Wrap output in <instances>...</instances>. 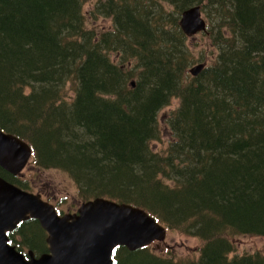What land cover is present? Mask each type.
I'll use <instances>...</instances> for the list:
<instances>
[{"label": "trees", "instance_id": "16d2710c", "mask_svg": "<svg viewBox=\"0 0 264 264\" xmlns=\"http://www.w3.org/2000/svg\"><path fill=\"white\" fill-rule=\"evenodd\" d=\"M88 2L0 0V128L30 143L37 166L66 170L82 201L141 207L200 241L182 260L121 246L115 264H264L232 256L235 238L264 237V0H96L86 13ZM194 5L215 18L217 48L195 77L179 24ZM173 98L171 139L156 149ZM32 223L16 229L24 243Z\"/></svg>", "mask_w": 264, "mask_h": 264}, {"label": "water", "instance_id": "95a60500", "mask_svg": "<svg viewBox=\"0 0 264 264\" xmlns=\"http://www.w3.org/2000/svg\"><path fill=\"white\" fill-rule=\"evenodd\" d=\"M180 27L188 36L207 31L200 5L181 14ZM205 67L190 68L195 77ZM33 156L31 145L0 128V167L20 175ZM30 218L37 219L48 232L49 251L39 256L24 254L10 245L7 232ZM167 228L141 207L97 197L83 202L78 210L58 214L40 194L29 192L0 176V264H114V251L125 246L130 251L166 239Z\"/></svg>", "mask_w": 264, "mask_h": 264}, {"label": "rangeland", "instance_id": "374dc122", "mask_svg": "<svg viewBox=\"0 0 264 264\" xmlns=\"http://www.w3.org/2000/svg\"><path fill=\"white\" fill-rule=\"evenodd\" d=\"M96 0H89L86 3L84 11L87 13L92 11ZM203 16L208 22V29L206 32H200L194 36L187 37V45L194 54L195 63L189 67L199 64H209L217 55V48L213 46L209 39L210 25L214 21V17L207 15L202 11ZM88 24L92 27H102L106 25L110 27V20L99 17L92 19L87 15ZM189 74L192 76L190 71ZM70 92V91H69ZM72 96V95H71ZM179 99L173 98L169 106L162 109L159 113L161 139L154 142L156 149H162L171 139V133L168 129L167 120L170 115L178 108ZM22 175L28 177V189L35 194H40L44 200L55 204L63 212H73L85 202L80 199L78 195V187L70 174L62 168H45L34 164L31 159L23 170ZM28 175V176H27ZM94 199V198H92ZM88 201V200H87ZM48 238V237H47ZM235 251L233 255H243L255 252L264 254V237L253 235H241L233 240ZM154 252L164 256H172L177 260H182L188 257H196L200 252V241L198 238L182 234L177 229L167 231L166 239L156 242L151 245Z\"/></svg>", "mask_w": 264, "mask_h": 264}, {"label": "flooded vegetation", "instance_id": "af4514ba", "mask_svg": "<svg viewBox=\"0 0 264 264\" xmlns=\"http://www.w3.org/2000/svg\"><path fill=\"white\" fill-rule=\"evenodd\" d=\"M21 180H22V183L25 185L26 190L30 191V189H28V177L21 175ZM27 221H30V220H26L24 222H27ZM33 223L34 225L37 226V228L34 225H33L34 229L31 227L29 228L30 232H28V234H29L30 241H27V243H24V239L22 238L21 233L18 234V232L14 230V231L8 232L9 243L12 245H15L17 248H20V250H22V252L24 253L34 252L35 254L36 253L41 254V253L47 252L46 251L47 247L49 249L48 241H47L48 233L42 228L38 220L34 219Z\"/></svg>", "mask_w": 264, "mask_h": 264}]
</instances>
